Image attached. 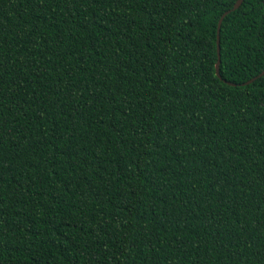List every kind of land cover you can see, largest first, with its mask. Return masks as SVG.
Masks as SVG:
<instances>
[{
  "label": "trees",
  "instance_id": "trees-1",
  "mask_svg": "<svg viewBox=\"0 0 264 264\" xmlns=\"http://www.w3.org/2000/svg\"><path fill=\"white\" fill-rule=\"evenodd\" d=\"M0 0V264H264V0Z\"/></svg>",
  "mask_w": 264,
  "mask_h": 264
},
{
  "label": "water",
  "instance_id": "water-1",
  "mask_svg": "<svg viewBox=\"0 0 264 264\" xmlns=\"http://www.w3.org/2000/svg\"><path fill=\"white\" fill-rule=\"evenodd\" d=\"M243 0H236L235 3L233 4L232 8H230L229 10L223 12L220 16V18L218 19V22H217V29H216V54H217V60H216V64H215V73H216V76L221 79L220 77V74H219V65H220V46H219V33H220V27H221V23H222V20L224 19V17L229 14L230 12L232 11H235L237 10L241 4H242ZM264 75V70H262L257 76L251 78L250 80L242 83V84H239L240 86H245V85H248L250 83H252L253 81H255L256 79L260 78L261 76ZM223 82H225L226 84L228 85H231V86H238L237 84H234V83H229V82H226L225 80L221 79Z\"/></svg>",
  "mask_w": 264,
  "mask_h": 264
}]
</instances>
